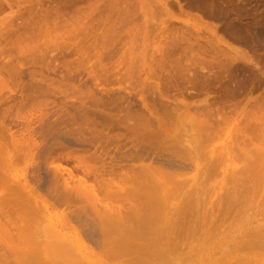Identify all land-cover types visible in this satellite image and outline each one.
I'll return each mask as SVG.
<instances>
[{
  "label": "rangeland",
  "instance_id": "obj_1",
  "mask_svg": "<svg viewBox=\"0 0 264 264\" xmlns=\"http://www.w3.org/2000/svg\"><path fill=\"white\" fill-rule=\"evenodd\" d=\"M197 116L221 127L206 141L217 163L213 173L181 164L184 183L200 198L197 213L153 209L158 223L148 225L156 235L121 234L143 248L111 263L143 264L132 259L162 249L143 261L264 264V0H0V177L26 179L51 201L44 215L56 224H35L52 257L90 264L82 244L97 249L102 238L90 204L96 211L120 201L132 214L126 199L102 195L110 178L151 157L180 169L172 149L157 151L148 135L158 121L191 131ZM80 156L93 166L89 176ZM62 165L72 169L75 191L83 172L85 185L103 186L93 183L104 204L87 201L88 207L92 188L86 199L79 198L85 188L76 191L80 200L62 201L69 171ZM95 176L110 180L107 191ZM68 207L72 224H61ZM177 217L183 220L171 224Z\"/></svg>",
  "mask_w": 264,
  "mask_h": 264
},
{
  "label": "bare ground",
  "instance_id": "obj_2",
  "mask_svg": "<svg viewBox=\"0 0 264 264\" xmlns=\"http://www.w3.org/2000/svg\"><path fill=\"white\" fill-rule=\"evenodd\" d=\"M183 103H185V102H183ZM206 104H204V105H206ZM197 117H194V118H197ZM222 117H223V115L221 116V119H222ZM224 117L225 118L223 120H225L227 118V116H224ZM211 118L213 119V117H211ZM199 119L202 121H200ZM204 119H206V120H204ZM209 119H210V117H209ZM212 119L208 120L206 117H204L203 119L200 117H198V119H194V120L192 119L193 125L191 124L192 125L191 128L192 129L194 128L193 131H192V129H190L191 131H189V130L185 131L186 129H184L178 123L176 125L175 124L172 125V128H171L168 124H166V122H164V124L163 123L160 124L158 121V123H156L154 125L153 130L151 132H149V135H148V137L150 139L149 145L151 144V142H153L152 144H155V146L158 147V149H156L157 151H159V148L162 146L165 148L167 146V148L169 147L170 149H172V151L169 150V152L171 151V152H173L172 153L173 155L175 153L174 156H176V155L178 156L179 160L181 161L180 162V167H181L180 169H179V166L177 169V168H175V166L172 167V165H171L172 168H166L167 166L160 165L161 163L157 164L158 162L155 161L154 159H152V157H151L150 161L148 160L149 161L148 163L147 162L144 163V162L140 161V160H142V158H141L139 160L140 163L133 164L134 163L133 162L132 165L128 164L130 166L127 165L128 167H126L127 169H125V170L123 169L125 167H122V166L121 167L123 170L117 169L116 172H118V170L123 171V172H118L119 174L117 173L118 174L117 177L119 178L120 183L115 181V180L118 181V178L114 180L113 177H111V178L109 177L111 179L110 185L114 186V189H112V190L115 192V193H113V191H112L111 193H113V194H111V195H109L110 192H108V191H111L109 189L113 188V187L109 185L110 186V188H109L108 184L106 185V183H107L106 181L108 180V182L110 183V180L108 178L103 179V177H102L103 181H102V183H100L101 177L98 178L97 176H95V179L97 177L98 179H96V180H98V182L100 184L103 185V183H104V187L106 185L109 188L108 191H107L106 187H105L106 190L104 188V190L108 192V193L106 192V193L102 194L104 197H106L105 194L106 195L108 194L107 196L108 197L110 196L111 198H112V195H115V197L117 195L116 200L114 199V202L115 201L117 202L118 200H121V199H122L121 200L122 202H123V199H126L128 201L127 206L129 208H127V209H130L129 211L132 212V214H130V215L124 213V210H123L124 207L119 206V204L122 205L121 203H119L120 201L118 202L119 204L118 203L113 204L112 203L113 200L111 201V199H110L111 202L108 201V203L110 202V205L111 204L116 205L115 207H117V209H114L115 207L113 205H111V207H110L111 209L108 207H107L108 209L105 208V206H107V204H108L106 201H105V205H104L103 209H101L102 206H100V205L104 204V202H103V200L97 201L96 199H98V198L100 199V197H98V195H96V194L99 193L98 192L99 190L103 189V186L102 187H101V185L96 186L94 182L90 181V185L92 182V187H91L92 193L89 195L86 194L88 191H89L88 193L91 192V188L88 187L89 186V180L87 178L86 179L88 180V185H85L86 182L84 181V172H83V178H82V176H80L81 178L80 177L78 178V179H81V180H79V183H80V184H78L79 187L78 186H76V187H78L77 189H79V191L84 190L85 188L86 189H85V191H83L84 194H82V192L81 193L79 192V194H80V196H79L78 192L76 193L77 189L75 191V188H73L72 186L69 185V183L72 181V180H70V178L73 175V173L71 171L72 169L69 170L70 167L66 168L65 166L62 165L64 167L63 169H66V170L68 169L69 171H71V172L67 171L68 174L66 173V170L64 171L65 174H67V176L64 177V183L66 186L64 185L65 189H63L62 193L60 191L61 194H60V196H58L60 198L61 197L63 198L62 201L65 202L67 199H70V197L71 198L74 197L72 199L75 200V198H76V200H77L78 196H79V198L80 197L84 198L85 196L88 195V196L92 197V198H90L92 200H87L85 197L84 199H86V202L92 201L97 205L100 204V203H98L99 201L101 202V204L99 205L101 211H99L100 209L95 211V209H98V208L94 207V209H93L92 208L93 206L90 204L92 202H90V203L87 202L88 207L91 206L88 211L92 210V212L93 211L97 212V213H95V214L93 213V214L97 216L98 222H99V218H100V222L98 224V226L99 225L100 226L98 228L101 229V230L99 229V231L102 233L101 234L102 238L100 236L101 242H100V240L98 241L101 244L99 243L100 246L98 245L97 249L93 248V247H91L85 243L82 244L84 252L86 253L85 259L88 260L89 263L91 261L92 264H115L116 261L114 263H111V262L116 260L118 258V256H124V254H127V252L128 253H129V251L131 252V249L133 251L136 248H141V247L143 248V245L141 246V244L139 242H135V241L130 242L127 239H124V237H122L121 234H127V233L134 231L138 235H142V234H154V235H156V233L158 231L156 226L155 225H151V226L148 225V224H157L158 223L157 216L152 214L153 209L170 207L173 209L183 208V209L187 210L189 208V209H191V213L193 212L192 214H194V212L197 213V211H195V209L198 206V203H196V202L200 198H198L199 196H196V197L192 196V195H194V193L192 194V191L194 192L196 189L193 186H192V188L189 187V185L186 186V184L184 183L183 175L185 172L183 171L184 167L181 164L186 162V161H189V162L191 161V163L193 162L195 170H196L195 174L208 175V174L213 173L217 163L215 162V159H214L215 157L212 153V150L210 149V151H208V150L206 151V149H205L207 146L206 141L211 140V137H213L214 133L216 134V132L221 127L219 126V122L217 125L219 128L217 126H215ZM236 131H238V130H236ZM217 134H219V133L217 132ZM217 134H216V136H217ZM245 134H247V133H245ZM249 134H248V138L249 137L251 138L252 133H249ZM145 142H146V140H145ZM147 143H148V141H147ZM146 146H148V145H146ZM157 151H153L154 154L152 153V156L155 155L156 159H157V157L160 156ZM134 153H136V154H134ZM132 154H133V156L136 155L138 159L141 157L140 152L139 153L133 152ZM81 157L83 158V160L79 159ZM155 157L153 156V158H155ZM80 160H82L81 163L84 165L85 164L84 161H86L85 157H83V156L78 157L77 161H80ZM78 164L80 165V162ZM78 164H76V165H78ZM163 164H165V163H163ZM79 165H78V167H79ZM83 165L81 166V168L79 167L82 171L85 170ZM87 165H88V167L86 165H84V166H86L85 173H87L89 176L90 173H88V172H90L93 169L92 168L93 166L91 167V170H90L89 166H91V164L90 165L87 164ZM173 168L176 170H174ZM95 172L96 171L94 170V173ZM69 173H71L72 175H69ZM87 174H85V175H87ZM7 179L8 178H6V176L0 177V186H2L1 187L2 190L0 191V264H11V263H15V264H72L74 262V260H72L70 257L69 258L65 257V255L62 258H60L61 256L56 258V257H54L55 255L52 254L53 255V257H52L51 252L50 253L48 252V248H47L48 243L47 242L43 243V244L40 243L41 241L39 240V237L37 234L40 226H38V224H35V223L41 222L40 224H42L43 221L47 220L48 222L45 221V222H47V226H51L52 224H56L53 221L51 216L46 217L44 215V211L47 210L48 207L50 206V204L48 202H51V201L50 200L48 201V199L46 200V198L42 197L41 195L36 194V192L33 190L34 187L30 186V184H28L29 182L28 183L26 182L27 181L26 179H25V181L22 180L21 182H20V180L17 181V179L16 180L15 179H8L9 181L15 180L18 183H16L15 181L13 183L11 181L8 182ZM72 179H73V177H72ZM105 179H106V181H105ZM201 179L202 178H200V180ZM93 181H95L94 178H93ZM112 182H114L115 185H117V183H118V185L116 186V189H115V185H113ZM201 182L196 183L197 185L200 184V185H198L199 189H200V186H202ZM93 183L96 187H100L102 189H99V188L95 189L93 187L94 186ZM81 184H84L83 188L81 187ZM71 187L74 190H71ZM80 187H81V189H80ZM188 187H189V189H188ZM196 188H197V186H196ZM97 189H98V191L96 193L95 190H97ZM86 190H87V192H86ZM73 191H75V192H73ZM115 197H113V198H115ZM60 198H58V200ZM80 199H78V200H80ZM68 201L69 200H67L66 202L68 203ZM53 202H55V201H53ZM70 202H72V200ZM68 204H70V203H68ZM89 204H90V206H89ZM51 206H53V205H51ZM119 207H121V208H119ZM143 207L147 208V213L143 214L141 216L137 212L138 211L137 209L143 208ZM112 208L114 209V211H112L113 210ZM70 209L68 207V210H67L68 212L66 211L67 214L65 212V214L67 215L68 218L64 219L65 214L62 216V219L60 218L61 220H59V218H58L59 222L61 221L60 222L61 224H65V223L67 224L69 222L70 219H69L68 214L71 213V212H69ZM109 209L111 211H109ZM121 209L123 210V212L121 211ZM102 210H104V211H102ZM135 210H137V211H135ZM70 211H72V210H70ZM108 211H109V214H108ZM93 214H91L92 218L94 217ZM94 218H96V217H94ZM181 219L183 220V218L177 217V218L172 220L171 224H179V222H181ZM63 220H65V222ZM66 220H68V222ZM43 224H46V223H43ZM68 224H72V223H68ZM131 224H136V226H134V228H133ZM144 224L148 225V226H145ZM47 229H49V228L47 227ZM114 233H116L118 235V236H116V234H115L116 238L113 236ZM62 236L67 239V235L64 232L62 233ZM159 239H158V241H159ZM162 253H163L162 249H160L159 252H157V251L152 252L147 256H145L143 254H138L136 259L134 258L132 260L134 262L141 261L143 264H144V262H146L145 264H147V261H148V259H150V256H156L157 257V256H160ZM148 256H149V258H148ZM153 258H155V257H153ZM118 260H122V259L119 257ZM132 260H130L129 262H133ZM143 260H147V261H143Z\"/></svg>",
  "mask_w": 264,
  "mask_h": 264
}]
</instances>
